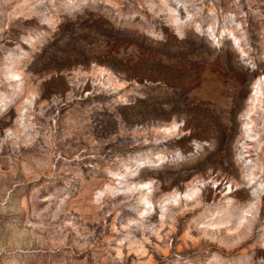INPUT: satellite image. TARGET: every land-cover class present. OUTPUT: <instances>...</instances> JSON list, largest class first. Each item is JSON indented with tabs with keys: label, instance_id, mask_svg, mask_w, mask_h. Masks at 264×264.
<instances>
[{
	"label": "rangeland",
	"instance_id": "374dc122",
	"mask_svg": "<svg viewBox=\"0 0 264 264\" xmlns=\"http://www.w3.org/2000/svg\"><path fill=\"white\" fill-rule=\"evenodd\" d=\"M0 264H264V0H0Z\"/></svg>",
	"mask_w": 264,
	"mask_h": 264
},
{
	"label": "bare ground",
	"instance_id": "6f19581e",
	"mask_svg": "<svg viewBox=\"0 0 264 264\" xmlns=\"http://www.w3.org/2000/svg\"><path fill=\"white\" fill-rule=\"evenodd\" d=\"M248 118H249V119H250V118H252V117H251V115H249V117H248Z\"/></svg>",
	"mask_w": 264,
	"mask_h": 264
}]
</instances>
